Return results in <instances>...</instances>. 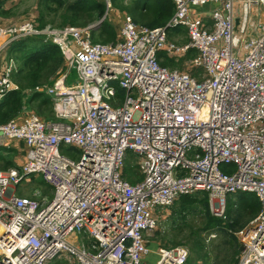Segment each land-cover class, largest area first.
I'll return each instance as SVG.
<instances>
[{"label": "built area", "instance_id": "obj_1", "mask_svg": "<svg viewBox=\"0 0 264 264\" xmlns=\"http://www.w3.org/2000/svg\"><path fill=\"white\" fill-rule=\"evenodd\" d=\"M173 1L167 24L149 29L127 17L115 43H94L93 26L0 23V38L33 35L57 45L77 77L69 85L65 73L37 89L52 98L57 120L0 124V138L28 149L21 168L0 171V264L63 256L77 264H145L146 234L159 225L153 213L199 191L223 219L228 195L259 198L260 213L237 233L244 246L237 264H264V20L256 10L264 13V0ZM211 4V25L192 17V9ZM176 28L187 31L188 44L168 39ZM192 49L193 67L203 70L196 77L160 64L161 52L173 58ZM10 74L0 78V103L19 89ZM130 155L143 176L134 184L124 175ZM28 176H41L53 199L18 196ZM73 236L90 240V249ZM157 255L156 264H186L190 252L163 246Z\"/></svg>", "mask_w": 264, "mask_h": 264}, {"label": "trees", "instance_id": "obj_2", "mask_svg": "<svg viewBox=\"0 0 264 264\" xmlns=\"http://www.w3.org/2000/svg\"><path fill=\"white\" fill-rule=\"evenodd\" d=\"M110 2L111 8H119V5H115L114 0H110ZM146 2H149L153 12L160 13L154 24L149 27L150 29L164 26L174 14L175 4L173 0H146ZM4 3L0 2L1 15L7 14L1 11ZM107 4V0H75L74 2H70V0H38V17L33 19L32 22L38 28H44L48 24L57 27H65L67 25L86 27L104 18L108 10ZM134 22L137 23L135 20ZM98 29L103 35L101 34L100 39L93 37L94 43L105 44L117 41L115 40L117 36L115 29L108 18L101 23ZM185 31L183 28H176L169 31V33L170 36H174L182 34ZM31 40L38 41L37 45L33 46L32 56L38 58L39 62L34 64L29 77H34L39 83L44 78L47 80L50 77L49 75H51L54 79L52 78V83L50 82L49 84L53 85L55 80L61 75L59 73L63 71L65 73L67 70L65 59L59 47L55 44L44 42L41 38ZM187 55L188 59H194L197 51L192 49ZM161 58H164L161 64L165 67L172 69L182 68V66L179 67L182 65V62L181 64H177L165 54H161L159 59L161 60ZM74 79L75 70L71 69L69 70L67 84H72ZM118 93L119 97L125 94L121 89L118 90ZM63 152L72 157L77 153V150L74 148H63ZM232 168L225 166L222 169L228 172ZM137 169L138 167L133 162L128 161L124 175L132 184L143 179L142 174ZM175 203L176 209L172 217L185 219L184 215L195 214L197 212L195 215L197 226L194 228L198 231L190 239L185 240V244L189 246L190 250V256L186 264H208L212 259L216 264H234L236 257L240 254L236 234L246 228L258 216L261 210L259 198L253 193L246 192L230 194L226 197L224 219L212 215L209 194L204 191L196 192L193 195L181 196ZM211 235L217 236L218 240L221 239L224 243L223 250L220 246H213L211 249L207 246V237ZM182 243L177 242L174 244L179 246ZM222 252L225 253L222 254Z\"/></svg>", "mask_w": 264, "mask_h": 264}, {"label": "crops", "instance_id": "obj_3", "mask_svg": "<svg viewBox=\"0 0 264 264\" xmlns=\"http://www.w3.org/2000/svg\"><path fill=\"white\" fill-rule=\"evenodd\" d=\"M5 1V0H4ZM75 0H70L74 2ZM108 1V13L111 16V25L115 29L116 39L120 40V29L127 17L134 19L139 26L150 27L154 24L160 13H155L151 10L149 2L146 0H114L115 5L119 8H111V2ZM3 2V0H0ZM217 5L211 4L204 7L194 8L191 10L192 17L196 20L203 22L205 25L212 24V12ZM109 7L111 9H109ZM129 8L131 10H126ZM37 9V8H36ZM2 10V8H1ZM260 16L258 15V20H264V13L259 10ZM37 11V10H36ZM37 13V12H36ZM1 16V14H0ZM29 20V19H28ZM30 21V20H29ZM29 21H23L17 25H22L29 23ZM0 23L6 25V22L0 17ZM90 24L86 27L94 25ZM53 26V25H52ZM70 26V25H67ZM57 27V26H53ZM97 26L92 29V39H100L103 33H100ZM85 28V27H82ZM98 29V30H97ZM96 30V31H95ZM102 34V35H101ZM172 34V33H171ZM172 39V37H170ZM31 39H36V36L28 35L25 37H20L17 40L11 41L7 37L0 38V78L5 75L8 69H11V80L18 86V90L11 92L6 98L0 103V123H8L10 121H16L19 124H23L26 120L30 119L33 116L40 118L45 122L55 121V114L53 111L52 98L48 96L45 92H39L37 89H42L44 87H50L52 84V76L46 80L45 78L39 83L34 77H29L31 70L34 67V64L39 62L38 58H34L32 55H26L25 53L33 50V46L38 41ZM49 43V42H48ZM161 55V54H160ZM183 58L174 60L175 63L181 64ZM164 58H161L163 62ZM66 65V62H65ZM180 65L179 67H181ZM68 72V69L65 73ZM64 71L60 72L59 78L65 74ZM54 79V78H53ZM58 79V78H57ZM56 79V80H57ZM55 80V81H56ZM76 74L75 79L72 84L76 83ZM68 83V78L66 80ZM28 149L26 144L20 140H11L0 138V171H8L10 169H19L26 162ZM137 182V181H136ZM27 197L25 195H21ZM34 198V194H32ZM172 207V206H171ZM167 209V208H166ZM164 209V210H166ZM162 211V210H161ZM159 223V221H158ZM159 226V225H158ZM76 245L85 246L90 249L91 241L83 238L81 236H73L70 239ZM150 249H158L159 247L154 243H151L148 239ZM240 252V250H239ZM240 255V254H239ZM239 255L236 257H239ZM59 260H65L66 264L68 259L63 256ZM59 260L50 262V264H58ZM235 260V262H236ZM74 264H77L75 260ZM234 262V264H235ZM145 264H148L147 260ZM205 264V263H199ZM208 264H216L214 261H210Z\"/></svg>", "mask_w": 264, "mask_h": 264}, {"label": "rangeland", "instance_id": "obj_4", "mask_svg": "<svg viewBox=\"0 0 264 264\" xmlns=\"http://www.w3.org/2000/svg\"><path fill=\"white\" fill-rule=\"evenodd\" d=\"M3 2L5 3L3 4L1 11L7 14L1 15L0 17L4 22H6L7 26H15L23 21L33 20L36 17H38V13H36L38 0H5V1L3 0ZM126 10H131V9L126 8ZM106 18H108V20L111 22L110 19L111 16H109L108 10L104 16V20ZM47 26L52 27V25L50 24L46 25L45 27ZM170 37H172V40L176 41L178 44L187 43L188 41L186 31L179 35H174V36L171 35ZM32 51L33 50L28 51L25 54L32 55ZM181 58H183L181 61L182 68H178L180 71L188 72L196 76L203 72L201 68H196L193 66L191 67L192 69L191 72L187 70L189 66L192 65L190 62L193 59V58L188 59L187 54L176 56L173 57L172 59L178 60ZM130 162H133L134 164L135 162L134 156H131ZM16 188H17L18 196L25 195L28 197H32V194L38 192L40 193L41 197H46L48 201L53 199V189L43 181L41 176H28ZM195 193H192V195ZM175 204L174 206L167 208L166 210L161 211L160 209H158L153 213V217L159 221V226L157 230L147 233L146 239L147 241L149 239L151 243H154L159 248L151 249V253L147 257L148 264H156V261L158 259L157 252L163 246H168V248H172L176 246L174 243L183 242L181 245L189 249V246L185 244V240L190 239V237L198 231L197 229L195 230L194 228L197 226L196 216H195L197 212L195 214L184 215V217H186L185 219L172 217V214L176 209ZM237 238L240 249L242 241L238 236ZM206 242H207V246L210 249L213 248V246H220L222 250L224 248L223 245L224 243L221 241V239L218 240L217 236L215 235L208 236ZM148 246L150 248L149 244ZM224 253L225 252H222V254ZM59 261L60 262H58V264L65 263V260H59ZM211 261H213V259ZM66 264H74V261L68 260Z\"/></svg>", "mask_w": 264, "mask_h": 264}, {"label": "clouds", "instance_id": "obj_5", "mask_svg": "<svg viewBox=\"0 0 264 264\" xmlns=\"http://www.w3.org/2000/svg\"><path fill=\"white\" fill-rule=\"evenodd\" d=\"M107 6H108V4H107ZM109 9H111L110 7H109ZM174 13H175V11H174ZM174 15V14H173ZM131 18V17H130ZM132 19V18H131ZM133 20V19H132ZM104 21V18L101 20V21H98V22H96L94 25H92L93 26V28H95V27H97V26H100L101 25V23ZM134 21V20H133ZM29 23H31V24H33L35 27H37V25L35 24V23H33L32 22V20H30V22ZM137 24V23H136ZM167 24V23H166ZM138 25V24H137ZM53 27V26H52ZM65 27H77V28H82V27H78V26H72V25H70V26H65ZM65 27H55V28H65ZM38 28V27H37ZM86 28V27H85ZM92 28V29H93ZM148 28V27H147ZM39 29H43V28H39ZM150 29V28H149ZM173 30V29H172ZM185 30V29H184ZM92 31V30H91ZM171 31V30H170ZM187 32V31H186ZM91 35H92V33H91ZM36 38H41L44 42H50V41H45V39L43 38V37H41V36H36ZM168 39L170 40V41H173V42H176V41H174V40H172L171 38H170V33L168 34ZM187 39H188V37H187ZM93 40V39H92ZM118 41V40H117ZM52 43V42H51ZM112 43H115V42H112ZM177 43V42H176ZM189 43V39H188V41H187V43H181L180 45H185V44H188ZM57 46V45H56ZM60 49V48H59ZM61 51V50H60ZM62 53V52H61ZM189 53V52H188ZM187 53V54H188ZM160 54H165L166 56H167V54L165 53V52H161ZM160 54H159V56H160ZM63 55V54H62ZM198 56V54L196 55V57ZM64 57V56H63ZM168 58H170V59H172L171 57H169V56H167ZM195 57V58H196ZM194 58V59H195ZM65 59V58H64ZM194 59H192L191 60V64H192V61L194 60ZM159 61H160V59H159ZM65 62H66V60H65ZM160 64H161V61H160ZM162 65V64H161ZM163 66V65H162ZM193 66V64L192 65H190L189 66V68L187 69V70H189L190 72L192 71V69H191V67ZM66 67H67V69H68V74H69V70H71V69H69V67L67 66V64H66ZM163 67H165V66H163ZM166 68H169V67H166ZM169 69H172V68H169ZM175 69H178V68H175ZM179 70V69H178ZM180 71V70H179ZM188 73V72H187ZM75 74H76V72H75ZM190 74V73H189ZM190 75H192V76H194V77H196L195 75H193V74H190ZM199 75V74H198ZM197 75V76H198ZM69 77V76H68ZM76 80H77V77H76ZM69 85H71V84H69ZM120 89V88H119ZM118 89V90H119ZM10 94V93H9ZM8 94V95H9ZM119 94V93H118ZM6 98V97H5ZM4 98V99H5ZM54 111V110H53ZM55 120H57V118H56V116H55ZM6 124V123H5ZM131 156H133V155H130L129 157H128V159H127V162L128 161H130V158H131ZM127 162H126V166H127ZM135 162H136V158H135ZM135 162H134V164H135ZM136 165V164H135ZM126 166H125V168H126ZM125 170V169H124ZM240 193V192H239ZM261 208H262V206H261ZM261 211V210H260ZM255 219V218H254ZM253 219V220H254ZM252 220V221H253ZM250 224V223H249ZM248 224V225H249ZM247 225V226H248ZM190 252V251H189Z\"/></svg>", "mask_w": 264, "mask_h": 264}, {"label": "water", "instance_id": "obj_6", "mask_svg": "<svg viewBox=\"0 0 264 264\" xmlns=\"http://www.w3.org/2000/svg\"><path fill=\"white\" fill-rule=\"evenodd\" d=\"M239 23V20H237V24ZM240 252H242L243 250H244V246L241 244V246H240ZM238 260H239V257L237 258V260H236V262H235V264H237L238 263Z\"/></svg>", "mask_w": 264, "mask_h": 264}]
</instances>
